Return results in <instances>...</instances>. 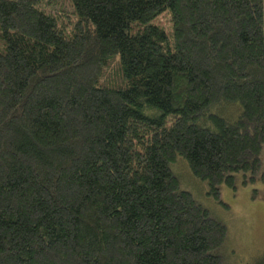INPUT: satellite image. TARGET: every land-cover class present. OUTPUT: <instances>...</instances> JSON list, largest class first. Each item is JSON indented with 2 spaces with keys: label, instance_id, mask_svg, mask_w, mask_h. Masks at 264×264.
<instances>
[{
  "label": "trees",
  "instance_id": "16d2710c",
  "mask_svg": "<svg viewBox=\"0 0 264 264\" xmlns=\"http://www.w3.org/2000/svg\"><path fill=\"white\" fill-rule=\"evenodd\" d=\"M178 165L264 186V0H0V264H224Z\"/></svg>",
  "mask_w": 264,
  "mask_h": 264
},
{
  "label": "rangeland",
  "instance_id": "374dc122",
  "mask_svg": "<svg viewBox=\"0 0 264 264\" xmlns=\"http://www.w3.org/2000/svg\"><path fill=\"white\" fill-rule=\"evenodd\" d=\"M157 22L163 29L170 31V18L165 15ZM173 167V172L179 178L182 187L208 211L211 217L225 224L228 230L227 244L224 249V264H260L264 255V186L242 185L238 180L235 188L221 187V204L207 193H200L197 186L201 183L193 180L184 165ZM186 167V166H185ZM191 180H190V179ZM189 180V181H188Z\"/></svg>",
  "mask_w": 264,
  "mask_h": 264
}]
</instances>
